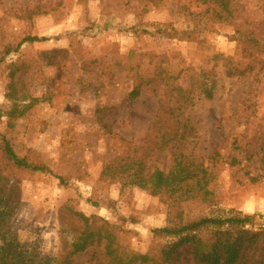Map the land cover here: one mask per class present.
<instances>
[{
    "label": "rangeland",
    "instance_id": "rangeland-1",
    "mask_svg": "<svg viewBox=\"0 0 264 264\" xmlns=\"http://www.w3.org/2000/svg\"><path fill=\"white\" fill-rule=\"evenodd\" d=\"M245 35L264 39V0H0V136L50 171L17 169L0 140L19 240L59 257L81 230L74 211L113 225L121 252L145 254L165 244L152 231L167 225L172 204L187 219L247 217L264 229V51L242 46ZM28 37L47 40L17 48ZM232 67L242 73L227 77ZM212 82L206 100L199 85ZM179 96L187 102L177 115L193 130L179 151L209 182L208 194L176 203L179 193L152 197L128 175L140 162L169 171L170 147L156 152L147 136L166 109L160 100ZM259 243L244 264H264Z\"/></svg>",
    "mask_w": 264,
    "mask_h": 264
},
{
    "label": "trees",
    "instance_id": "trees-1",
    "mask_svg": "<svg viewBox=\"0 0 264 264\" xmlns=\"http://www.w3.org/2000/svg\"><path fill=\"white\" fill-rule=\"evenodd\" d=\"M175 37L176 33L166 35L167 39ZM46 40L44 37H28L22 40L17 48L24 43ZM246 44H250V48L259 53L264 51V39L245 35L241 45ZM241 73L232 67L226 75L232 77ZM207 84L202 83L199 88L203 97L211 100L215 84L213 82L212 85ZM141 86L137 83L133 86L128 95L129 101H134L140 96ZM168 102L160 100V108L166 109L162 108L158 118L150 125L147 137L150 143L154 141L152 145L156 146V152L170 147L172 159L169 171L165 174L155 168L145 172L144 163L140 162L134 169H130L133 170L132 173L129 170L128 176L131 185L149 192L152 197L171 200L174 194L179 193L175 200L176 203H180L197 199L201 191L203 195L208 194L206 186L209 180L207 171L202 170L200 164L193 163L192 156L179 151L181 144L190 138L193 131L188 123L185 120L183 122L177 115L187 99L182 96L176 97L171 106L166 105ZM153 133L159 136L151 138ZM0 140L1 154L14 167L29 172L50 174L45 167L33 165L19 158L1 136ZM237 164L236 159H230L231 167H236ZM107 169L110 167L107 166L105 170ZM1 174L0 171V264H188V260L183 262L184 254L186 257L190 256L191 264H244L246 254L264 238V229L254 231L248 228L251 227L250 218L204 216L187 219L184 218L183 212L172 204L167 225L152 231L154 239L165 240V244L156 243L145 254L137 255L119 250L113 225L98 218H89L82 213L70 211V219L75 221L81 230L72 234L73 240L66 253L56 258H44L36 246L19 240L11 224L19 205L15 192L16 184L8 186ZM58 179L63 182V179ZM86 254H91L92 258L88 262L79 261L81 256L78 255Z\"/></svg>",
    "mask_w": 264,
    "mask_h": 264
}]
</instances>
